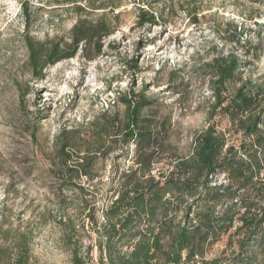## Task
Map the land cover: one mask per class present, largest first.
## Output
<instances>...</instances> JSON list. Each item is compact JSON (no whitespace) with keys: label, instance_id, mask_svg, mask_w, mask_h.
Masks as SVG:
<instances>
[{"label":"trees","instance_id":"16d2710c","mask_svg":"<svg viewBox=\"0 0 264 264\" xmlns=\"http://www.w3.org/2000/svg\"><path fill=\"white\" fill-rule=\"evenodd\" d=\"M22 1L27 68L37 83L59 63L78 55L91 62L116 49L107 40L117 16L91 20L76 7L68 39L39 42L29 25V6L39 0ZM244 1L264 6V0ZM158 25L156 14L140 11V28ZM125 62L141 73L138 59ZM210 66L215 103L188 153L171 140L170 115H160L143 91L117 92L123 107L60 130L49 174L58 184L56 222L71 264H264V84L244 77L245 63L234 51ZM217 116L231 128L220 130ZM232 130L241 135L238 146L228 137ZM108 160L107 187L88 185L102 182L98 166ZM126 161L131 165L121 169ZM1 234L0 259L31 264L28 235L9 241V229ZM224 239V249L208 258Z\"/></svg>","mask_w":264,"mask_h":264},{"label":"rangeland","instance_id":"374dc122","mask_svg":"<svg viewBox=\"0 0 264 264\" xmlns=\"http://www.w3.org/2000/svg\"><path fill=\"white\" fill-rule=\"evenodd\" d=\"M22 2L0 0V246L5 242L1 231H11L9 241L25 233L31 264H71L56 222L61 215L58 184L49 174L60 130L108 107H123L116 103L117 92L143 91L160 115H170L171 140L180 153H188L209 125L208 111L215 103L210 65L220 54L236 52L245 63L244 77L264 84V6L244 0L34 1L30 34L39 42L68 39L78 20L76 7L91 20L103 14L118 17L107 40L115 50L91 62L78 55L59 63L37 83L27 68ZM140 11L156 14L159 25L140 28ZM132 58L138 59L141 73L127 68L125 61ZM216 120L220 130L231 128L227 119ZM228 137L239 145L240 134L232 130ZM112 171L110 160L100 163L102 182L88 185L106 188ZM0 264L10 263L5 257Z\"/></svg>","mask_w":264,"mask_h":264}]
</instances>
